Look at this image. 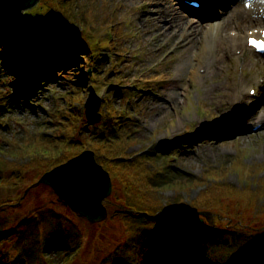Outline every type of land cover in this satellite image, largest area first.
<instances>
[{
  "label": "rangeland",
  "instance_id": "rangeland-1",
  "mask_svg": "<svg viewBox=\"0 0 264 264\" xmlns=\"http://www.w3.org/2000/svg\"><path fill=\"white\" fill-rule=\"evenodd\" d=\"M225 1H220L222 6L217 7L216 15L204 17V14L177 15L178 6L171 10L170 0H74L77 16L93 24L94 32H86L87 35L76 20L68 19L56 8L46 19L59 18L73 29L79 45L84 48L77 51L83 64H73L67 70L63 65L53 69L47 58L49 53L36 45L20 51L26 65L31 67L32 91L31 94L22 93L16 78L4 69V75L0 76V94L10 105L1 114L4 130H0V145L10 146L35 135L40 138L61 134L63 126L58 130V122L65 123L63 114L68 116L67 123L71 121V107L73 111L81 109L83 114L78 122V139L91 136V131H98L99 123L86 122L84 102L88 92L84 87L81 91V84L75 82L83 81L85 86L94 84L102 99L99 109L102 116L106 107L113 105L126 121L124 130L137 139L128 146V152L139 149L158 152V166L170 171L171 177L200 178L204 173L225 169L224 176L216 183L235 192L224 196L219 207L210 209L222 215L215 221L227 230L225 235L234 238L247 228L264 235V196L257 199L252 192L260 187L264 190V179L259 178L264 171L256 169L261 164L264 167V82L256 88V96L249 95L245 89L255 79H264V59L252 56L244 46L240 54L229 57L224 51L222 53L223 46L220 49L217 46L218 40L213 39L207 47L211 52L218 50L219 55L212 58L209 55L208 65H200L205 25H210L211 19L218 21L225 16ZM46 11L47 8L38 3L18 18L36 14L37 21L44 18ZM200 17L204 20H199ZM223 19L222 39L225 42L233 39L224 37L228 30L236 29L235 38L239 35L243 38L241 27L250 29L257 23L238 21L235 24V20L226 22ZM52 44L55 42L45 45L50 48ZM89 44H93L92 56ZM96 58L100 59L99 63H95ZM189 66H194L191 69L199 79L191 76ZM40 71L49 77H41ZM40 81L46 84L38 85ZM108 83L115 87L108 88ZM142 86L143 91L132 88ZM72 93L75 94L70 98ZM133 111H137V116L132 117ZM254 122L260 125L259 129L253 130ZM28 160L29 157H24L18 159L19 166L3 167L5 176L13 173L19 177L16 185L0 189V200L9 199L0 206L3 264H49L43 259L45 254L57 261L67 256L65 264L119 261L133 228L119 212L122 188L117 180L113 177L117 191L115 197L109 199L113 204L107 206L108 217L102 222L91 223L63 203L48 185H34L50 167L27 168L25 161ZM204 189L205 186L198 182L189 192H184V197L187 201L198 198ZM171 195L172 191L163 190L161 197L167 201ZM23 219L31 220L32 225L29 224V238L19 243V237L27 231L23 223L17 226ZM237 221L245 231H237L242 230L238 225L234 232ZM12 230L15 233L7 232ZM49 233L64 238L65 246L52 247L44 254L38 247ZM228 236L232 242L236 241ZM210 246L206 251H210ZM181 250L188 252L184 259L176 257L164 264H202L201 254L198 255L191 242L174 249ZM255 250L261 251L258 246ZM20 252L23 258L19 257ZM233 252L229 248L224 253L225 264ZM202 257L206 262L205 256Z\"/></svg>",
  "mask_w": 264,
  "mask_h": 264
},
{
  "label": "trees",
  "instance_id": "trees-1",
  "mask_svg": "<svg viewBox=\"0 0 264 264\" xmlns=\"http://www.w3.org/2000/svg\"><path fill=\"white\" fill-rule=\"evenodd\" d=\"M39 3L45 6L47 11L44 13V18L37 21L35 20L38 16L36 14H28L29 16L25 19H22V17L12 19L0 6V34L14 46L22 66L28 63L23 60L20 51L34 45L41 46L42 43L49 40L53 41L40 22L45 20L50 13L55 12L56 8H60L65 17L74 22L76 20L79 26L84 27V33L94 32L91 20L86 22L77 16L74 0H39ZM89 47L92 49L93 44H89ZM79 49L84 48L80 46L76 51H79ZM43 51L49 53L47 58L51 61L50 64H52L53 69L62 65L60 51L55 47H52L51 51L43 48ZM99 62L100 59L96 58L95 63ZM94 69H96V66ZM94 69L93 75H95ZM39 74L41 77H44L43 74L46 75L45 77H49V74L41 71ZM75 83L87 87L83 81ZM83 90L84 88H81V91ZM8 104L0 94V125H2L1 114L8 107ZM72 115H74V118L66 124L64 130L61 128L62 132L57 136H44L41 138L35 136L28 141L17 142L10 147L0 145V189L10 188L18 182L19 177L13 175V173L10 177L3 174V167L19 166L18 159L29 157V160L25 161L27 168L40 166L49 168L89 147L94 151L97 162L107 169L120 184L122 199L119 212L125 216L131 224V228H133L124 255L113 264H164L168 259L176 257L182 260L188 252L185 250L174 251L172 247L179 234H185L187 237L182 244L191 242L193 249L197 248L198 255L201 254L202 264H225L227 257L224 256V253L229 248L235 251L240 244L244 243L241 239L242 236H246L250 240L260 238L258 235H254L252 231L249 232L252 234H246V232L242 235L239 234L237 238H234L233 235H225L224 231L227 230L220 227L217 222L214 224L195 222L196 226L193 230L191 227L193 220H186L183 216L175 219L165 231L157 232L156 226L159 224V216L165 209H186L187 211L184 214L204 208L213 209L220 206L224 196L232 195L235 190L221 188L216 183L224 176L225 169L204 173V176L200 178L171 177L169 171H165L158 166V160L154 153L142 150L127 152L128 145L134 144L136 139L124 130V122L119 111L113 105H108L107 112L98 124V131H91V136H84L80 139L77 136V122L82 116L81 110L77 108ZM0 128L4 130L3 126H0ZM256 169L264 170L263 164L258 165ZM262 178L264 179V175L260 177V179ZM211 180L213 181L209 184ZM198 182L205 186L204 191H202L200 197L187 201L184 192H189ZM163 190L172 191V195L167 201H164L161 197ZM116 191L117 187H115L110 198L115 197ZM252 192H254L257 199L264 196L261 187L260 190H252ZM4 200L9 199H1L0 206L5 205ZM107 204L112 205L113 203L107 201ZM234 232H236V229ZM152 233L155 235H150ZM226 236L236 241L232 242ZM142 244L144 246L143 250H141ZM55 245L65 246V240L60 241L50 234L43 242L45 248L43 250L45 251ZM209 245L211 246L208 252L206 250ZM175 249L177 250V248ZM203 255L207 263L204 261ZM66 261L63 258V260L55 261L53 264H65ZM248 264H259V262L255 260L253 255H250Z\"/></svg>",
  "mask_w": 264,
  "mask_h": 264
},
{
  "label": "snow or ice",
  "instance_id": "snow-or-ice-1",
  "mask_svg": "<svg viewBox=\"0 0 264 264\" xmlns=\"http://www.w3.org/2000/svg\"><path fill=\"white\" fill-rule=\"evenodd\" d=\"M238 0H229L230 5H235ZM170 3L178 6L177 15L180 13H187L193 15L189 11L193 0H170ZM195 5L198 13L214 16L216 9L220 4V0H195ZM167 22V21H165ZM48 33V36L55 42V48L60 51V58L63 68L70 69L73 64L82 65L83 60L80 59L76 49L80 47L79 38L62 20L59 18L45 19L40 22ZM195 26V21H192ZM261 35H264V29L260 30ZM235 35V33H233ZM246 44H251L252 51L257 50L264 52V45L252 39V33H246ZM4 69L16 78L19 90L22 93L31 94L32 86L29 80L31 67L28 65H21L20 58L14 46L5 40L0 34V76L4 75ZM57 179L68 182L74 191H76L85 201V209L99 204L109 195L105 189L106 178L103 173L97 169L94 164L86 157L79 160H73L72 164L67 169L62 170V174ZM186 209L168 208L162 211L159 216V224L156 226L157 232H163L172 225L173 221L183 216ZM195 221L191 222V227L195 229ZM150 235H155L154 233ZM185 234H179L177 241L172 244L173 249L182 247V242L186 240ZM241 239L244 243L229 255L228 264H248V258L254 249L258 246L264 252V237L250 240L246 236ZM143 244L141 250H143ZM0 264H3V254H0Z\"/></svg>",
  "mask_w": 264,
  "mask_h": 264
},
{
  "label": "water",
  "instance_id": "water-1",
  "mask_svg": "<svg viewBox=\"0 0 264 264\" xmlns=\"http://www.w3.org/2000/svg\"><path fill=\"white\" fill-rule=\"evenodd\" d=\"M38 0H0V5L6 12V14L12 18H18L20 14L25 12L26 10L32 8L36 5ZM101 99L95 93V91L91 88L89 96L85 103V113L89 122L98 121L101 117L98 112L100 107ZM82 157L88 158L94 166L99 169L106 178L105 189L110 194L111 192V180L107 171H105L101 165H99L95 158L94 154L90 150H85L81 152L79 155L69 159L67 162L60 164L59 166L54 167L50 171L45 172L37 183H44L50 185L54 191L58 194L60 198L66 200V202L75 210H77L80 214L88 218L91 222H99L106 218L107 211L103 205V200L94 205L87 210L85 209V201L83 198L72 188V186L63 180L57 179L62 174V170L67 169L70 164H72L73 160H79ZM106 198V197H105ZM193 215H187L186 218L189 219L193 217ZM196 215H201L202 218H198V220L203 222V219H207L209 222H213L214 214L209 211H200L197 212ZM204 217V218H203Z\"/></svg>",
  "mask_w": 264,
  "mask_h": 264
},
{
  "label": "bare ground",
  "instance_id": "bare-ground-1",
  "mask_svg": "<svg viewBox=\"0 0 264 264\" xmlns=\"http://www.w3.org/2000/svg\"><path fill=\"white\" fill-rule=\"evenodd\" d=\"M170 7H171V10H175L176 9V6L171 4V3H170ZM229 12H230V16H229V18L227 17L228 20H247L248 19V21L252 22V21L258 19L257 17H258V14L260 12L264 13V4H262L261 2H258V1H254L252 6H251V9L249 11H244V10H242L240 2L238 1L235 4V8L233 10H230ZM222 25L223 24L219 23V22L212 23L210 29H212L213 32H211L209 30V32L207 33V36L204 37L205 40H204V45L202 47V50H203V54H204L203 57H205V60H204L205 63L207 62V60H206L207 56L206 55L210 54V58H212L213 55H216L217 53L219 55V51L218 50H213V52H211L208 49V47L206 46V43L209 45V43L212 40V38L217 39V40L220 38L219 30H222ZM240 46H242L240 42H238L236 40H233V41L230 42L229 45L225 46L222 49V53L224 51L227 54V50L231 52L233 47L234 48H239ZM208 62H209V60H208ZM193 67L194 66H192L191 68H193ZM188 68H189L188 72L191 74V76H194V77H196L198 79L200 78V76L198 74L193 72V70L190 68V66ZM236 96H237V94H236ZM260 117H262V114L260 115Z\"/></svg>",
  "mask_w": 264,
  "mask_h": 264
}]
</instances>
